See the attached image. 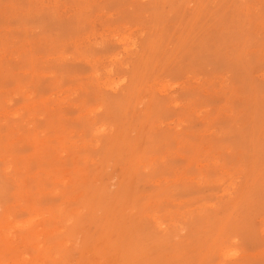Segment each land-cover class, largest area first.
I'll return each mask as SVG.
<instances>
[{"label":"rangeland","instance_id":"374dc122","mask_svg":"<svg viewBox=\"0 0 264 264\" xmlns=\"http://www.w3.org/2000/svg\"><path fill=\"white\" fill-rule=\"evenodd\" d=\"M0 264H264V0H0Z\"/></svg>","mask_w":264,"mask_h":264}]
</instances>
